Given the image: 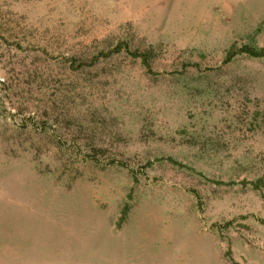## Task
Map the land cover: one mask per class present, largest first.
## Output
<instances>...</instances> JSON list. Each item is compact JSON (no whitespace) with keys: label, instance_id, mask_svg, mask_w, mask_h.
<instances>
[{"label":"rangeland","instance_id":"1","mask_svg":"<svg viewBox=\"0 0 264 264\" xmlns=\"http://www.w3.org/2000/svg\"><path fill=\"white\" fill-rule=\"evenodd\" d=\"M243 45L264 48V0H0V226L51 217L82 264H264Z\"/></svg>","mask_w":264,"mask_h":264},{"label":"crops","instance_id":"2","mask_svg":"<svg viewBox=\"0 0 264 264\" xmlns=\"http://www.w3.org/2000/svg\"><path fill=\"white\" fill-rule=\"evenodd\" d=\"M37 220L28 221L27 224L13 223L10 232H6V225L1 224L0 261L2 263L38 264L41 261H48L49 258H53L55 261H66L69 263L66 260L68 259L70 261L75 260L78 263L81 262L80 264H82L83 261L78 259L83 258L82 255H78L80 250L71 251L75 247L74 245L66 244L68 243L67 240H69H66V232L62 229L61 231L56 230V228L61 226L57 224L55 219L47 216V218L44 217V219ZM61 236L65 237L62 238ZM49 249H52L54 253L48 251ZM114 254L112 257H108L107 262L110 261V264H126L120 262L118 252ZM101 264H104V262Z\"/></svg>","mask_w":264,"mask_h":264},{"label":"trees","instance_id":"3","mask_svg":"<svg viewBox=\"0 0 264 264\" xmlns=\"http://www.w3.org/2000/svg\"><path fill=\"white\" fill-rule=\"evenodd\" d=\"M123 49H126L133 57L135 58H141L143 61V64L148 68L149 71H152V65H151V53L148 51L141 52L139 50H133L130 46L124 43H120L116 46V48L112 51L107 52V55L112 54L113 52H119ZM238 52L240 53H246L254 57H264V48H256L254 46L250 45H243L240 49L236 51V49H231L228 53L227 60L232 59L233 56H235ZM128 208V207H127ZM128 211H125L124 218H126Z\"/></svg>","mask_w":264,"mask_h":264}]
</instances>
